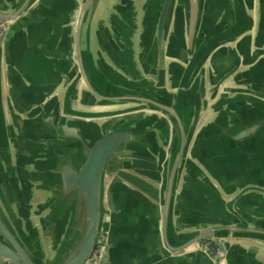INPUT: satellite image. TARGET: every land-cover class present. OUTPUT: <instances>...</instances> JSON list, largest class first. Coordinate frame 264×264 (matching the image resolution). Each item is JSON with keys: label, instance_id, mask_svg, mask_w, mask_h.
Segmentation results:
<instances>
[{"label": "water", "instance_id": "obj_1", "mask_svg": "<svg viewBox=\"0 0 264 264\" xmlns=\"http://www.w3.org/2000/svg\"><path fill=\"white\" fill-rule=\"evenodd\" d=\"M44 1L48 2V0H0L2 29L0 49L4 48L12 59V66L18 70V75L31 83V86L26 85V89L29 88L35 93L34 89L43 88L45 92L38 99L44 97L47 99L45 103H42V100L34 102V107L31 102H18L17 109L23 115L14 112L8 125L16 150L20 149L27 155L33 153L32 149L28 150L30 147L28 137L33 134L34 129L40 128L36 125L38 119L35 116L43 108L55 109L54 113L45 119L47 123L52 120L55 122L54 119L57 118L59 120L53 129L50 128L54 135L53 141L64 145L67 143L62 152L56 153L59 182L56 195L54 194L53 198L40 208L43 209L52 202L58 203L48 217L49 219L52 216L57 217L54 235L56 252L53 257L45 259L40 235L36 228L32 229L34 224L28 210L20 214L25 219L26 228L22 227L20 217L11 212V217H16L14 228L0 203V264L6 262L87 264L91 260L92 264L101 263L108 247L103 204L105 177L113 158L120 159L119 156L124 151L133 150V145L142 142L144 137L146 141L148 140V133L142 138V133L132 129L136 127L139 117H142V111L158 112L165 118L167 124L168 146L162 162L163 179L158 189L159 197L157 196L161 205L164 247L169 252L178 254L196 246L192 252L186 253L193 264H201L204 258L209 259L211 264H264V258L250 253L241 242L234 241L236 239L264 241L262 225L252 226L250 221L254 218L238 211V206L242 205L241 198L225 200L222 194L225 190L222 186L219 188L208 180L204 171L202 173V170L189 159V145L200 111L207 104L206 100L201 99L200 103L197 95L194 109L184 112L179 108V100L173 91L166 92L167 88L163 85L154 86L156 81L163 80V76L164 80L166 78L165 59L168 55L166 44L177 0H108L110 3L108 5H104L108 3L105 0H50L59 17H68L66 20L61 18V23L69 26L68 48L66 42L59 46L63 30L59 21L52 25L53 28L49 32L43 27L41 32L34 33L26 39L27 46L20 44L19 41L17 43L16 36L12 34V27L15 28L22 20L35 17L34 13H38L37 9ZM103 5L108 16L125 17V21L120 25L122 37L118 44L125 51L127 60L124 61V65L119 66L124 75L120 76L122 81L118 79L120 90L118 93H110L108 62L100 49L96 50V57L93 52L95 34L93 22L96 17H102ZM141 13L147 21L155 17V34L148 33L149 27H146L141 36L143 43L148 46L149 41V46L154 45L156 49L157 54L154 57L158 62L153 77L145 76L138 67L139 61L135 57L137 49L134 31L138 27L136 17ZM42 17L45 15L42 14ZM188 19V49L183 50V56L192 50L197 36L199 17L194 12ZM98 47L100 42H97ZM227 52L229 53V50ZM232 53L234 54H228L225 58L222 56V50L197 55L193 63H197L198 67L202 61L204 65L199 70L201 76L195 79H202L205 87L207 82L205 65L209 60V81L214 87V92H217L221 83L235 73L236 70H232L235 65L250 63L247 59H241L236 51ZM200 56L202 59L199 61ZM232 62L234 64L231 69L225 71L221 69L224 68L223 64L228 67ZM48 76H51L50 85L39 84L46 81ZM66 79L70 80L63 91L64 98L61 103L54 92ZM81 80L84 84L83 91L93 94L98 99L96 103H84L74 93ZM75 100L81 101L84 108H74ZM59 103L61 109L57 108ZM88 105L113 108L95 110ZM93 122H97L95 132L91 131L89 126ZM39 123L41 124V121ZM29 159L18 157L17 161L20 166H24L29 163ZM190 176L200 189L195 194V199L197 203H201L202 213L206 211V215L195 216L192 223L194 229L185 231L189 219H186L182 214L183 210L180 212L178 207V188L181 183L187 182ZM184 185L186 187V184ZM242 191L248 193L247 198L242 199L249 201L264 213V190L250 186ZM234 192L229 190L223 193L231 195ZM23 204L30 206V203ZM34 214H39V211H35ZM45 222L46 219L43 218L42 223ZM207 242L219 246L222 250L221 255L215 256L207 247Z\"/></svg>", "mask_w": 264, "mask_h": 264}, {"label": "crops", "instance_id": "obj_2", "mask_svg": "<svg viewBox=\"0 0 264 264\" xmlns=\"http://www.w3.org/2000/svg\"><path fill=\"white\" fill-rule=\"evenodd\" d=\"M108 4L110 3L104 5ZM105 11L106 9H103L102 17H96L93 22V52L96 57V50L100 49L108 62L110 93H118V79L121 80L120 76L124 75L119 66L124 65L127 60L125 51L118 44L122 37L120 25L125 21V17H111ZM37 12L34 13L35 17L22 20L15 28L12 27V34L16 36L17 43L19 41L20 44L26 45V39L34 33L41 32L43 27L49 32L53 28L52 25L59 21L61 29L63 28L59 46L66 42L68 48L69 26L61 23L63 17L57 15L58 11L52 7L51 1H44ZM194 12L199 17L196 41L192 50L183 56V50L188 49V17H192ZM42 14L45 17H42ZM154 18L151 17V20L147 21L141 13L136 17L138 27L134 31L137 49L135 57L139 61L138 67L147 77H153L158 62L154 55L157 53L154 45L149 46V41L148 46L143 43L141 36L146 27H149L148 33L155 34ZM97 42H100L98 48ZM166 45V78L164 80L163 76V80L156 81L154 86L163 85L167 88L166 92L173 91L179 100V108L184 112L194 109L197 95L200 103L201 99L207 102L200 111L189 145L191 163L200 168L202 173L204 171L208 180L219 188L221 185L225 190L223 192L235 191L231 195L222 192L225 200L240 197L242 205L238 206V211L254 218L250 221L252 226L262 225L264 228L263 210L256 209L257 207L249 201L242 199L247 198L248 193L242 191L245 187L257 186L264 190V0H177ZM218 50H222L224 58L236 51L241 59H247L250 63H238L234 67L233 62L228 67L223 64L224 68L221 69L224 71L232 67V70L236 71L221 83L217 92H214V87L209 81V60L205 65V87L202 79H195L201 76L199 70L204 64L202 65L201 61L197 67L193 60L195 61L199 54L205 55L207 52ZM227 50L229 53H226ZM201 59L202 56L199 61ZM12 65V59L5 49H0V203L14 228L16 217H11V212L20 217L22 227L26 228L25 219L20 214L29 211L34 224L32 229L36 228L40 235L45 259H49L56 252L54 235L57 217H48L58 203L52 202L43 209L40 208L56 195L59 185L56 153L62 152L67 143L64 145L53 141L54 135L50 128L53 129L59 120L57 118L54 119L55 122L52 120L47 123L45 119L49 118L55 109L43 108L35 116L38 119L36 125L40 128L34 129L33 134L28 137V150L32 149L33 153L27 155L20 149L16 150L8 125L14 112L21 113L17 109L18 102H31L34 107V102L42 100V103H45L47 99H38L45 92L43 88L34 89L35 93L29 88L26 89V85L31 86V83L18 75V70ZM47 78L39 84L50 85L51 76ZM69 80H63L54 92L61 103ZM83 89L81 80L74 92L78 99L84 103H96L98 99ZM79 100H75L74 108H84ZM61 103L58 104V109H61ZM89 107L95 110L113 108ZM141 115L136 127L132 129L142 133V138L148 133V140L144 137L142 142L133 145V150L124 151L119 156L121 160L118 157L113 158L105 177L103 204L108 247L100 264H193L186 253L192 252L196 246L178 254L171 253L164 247L161 205L157 196L159 197L158 189L163 179L162 162L168 146L167 124L158 112L142 111ZM96 124L97 122L89 124L91 131L95 132ZM18 157H29V163L20 166ZM184 182L178 188V207L180 212L183 210L182 214L186 219H189V224L185 226L187 231L194 229L192 223L195 216L206 215V211L202 213L201 203H197L195 199V194L200 190L195 180L190 176L187 182ZM24 202L30 203V206H25ZM35 211H39V214H34ZM43 218L46 219L45 224L42 223ZM234 241L241 242L250 253L264 258L263 240ZM201 261V264H211L207 258Z\"/></svg>", "mask_w": 264, "mask_h": 264}, {"label": "built area", "instance_id": "obj_3", "mask_svg": "<svg viewBox=\"0 0 264 264\" xmlns=\"http://www.w3.org/2000/svg\"><path fill=\"white\" fill-rule=\"evenodd\" d=\"M1 32H2V29H1V27H0V34H1ZM207 244V247L210 249V251L215 255V256H220L221 255V252H222V250H221V248L219 247V246H216L215 245V247H212V244L213 243H211V242H207L206 243ZM96 253H97V251L95 252V255H96ZM93 260H91L89 263H87V264H92L91 262H92ZM6 264H12L11 262H6ZM93 264H95V263H93Z\"/></svg>", "mask_w": 264, "mask_h": 264}, {"label": "trees", "instance_id": "obj_4", "mask_svg": "<svg viewBox=\"0 0 264 264\" xmlns=\"http://www.w3.org/2000/svg\"><path fill=\"white\" fill-rule=\"evenodd\" d=\"M212 247H215V244H212Z\"/></svg>", "mask_w": 264, "mask_h": 264}]
</instances>
